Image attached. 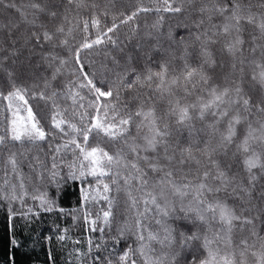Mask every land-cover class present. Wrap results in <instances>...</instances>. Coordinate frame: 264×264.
Wrapping results in <instances>:
<instances>
[{"label":"trees","instance_id":"trees-1","mask_svg":"<svg viewBox=\"0 0 264 264\" xmlns=\"http://www.w3.org/2000/svg\"><path fill=\"white\" fill-rule=\"evenodd\" d=\"M170 2L174 5H182L183 10L180 13L161 12L159 14L155 11L139 12L127 23H120L123 19L122 14L130 15L137 7L155 8L162 3V0H0V93H2L0 95V136L11 135L12 111L21 112L22 109L29 107L45 131L51 128L53 112L58 111L64 118L73 119L77 123L78 117H72L74 110L87 111L90 115L96 114L92 108L88 107L92 96L88 95L86 90L76 89L85 97L82 102L77 97L76 105H73L72 100L68 98L69 90L76 87L77 78L80 77V73L75 71L79 67L75 63V49L85 42V38L88 42L95 40L101 32H106L114 21L118 27L108 33V36L115 43L103 38L101 44L81 49L79 58L89 75L95 73L98 81L101 79L106 81L105 88L108 83L113 85L114 95L107 100L109 103L116 104L122 115L129 110H134L139 101H132L125 90H120L119 99H116L117 73L132 68L139 70L146 65L158 71V65L161 62L168 65L167 79L169 80L173 76L180 75L187 62L191 67L202 66L204 73L211 78V83L220 86H228L242 80L243 93L246 98H251L253 106L264 100V90L252 80L253 73L259 70L248 63V60L260 58L259 47L255 54H252L253 44H264V36L261 35L257 26L264 22V0H240L245 14H251L254 22L251 24L242 22L243 52L242 55L237 53L235 58L225 47L232 36L224 35L219 31L220 25L224 23L223 17L214 12L201 11L202 7H211L212 4L222 3L223 0H170ZM33 4H39L41 10L34 9ZM52 13L55 15L53 16ZM93 16L99 21L96 26L91 23ZM161 16L163 19H160ZM85 21H88L87 31L84 30ZM57 25H62L65 29L66 35L61 38L67 39V46L53 50L50 44L43 41L39 44L36 42L34 32L40 34L44 30L52 31ZM214 25L216 27H213ZM69 28L72 29L71 32L68 31ZM253 36L256 37L255 42L252 40ZM202 48L207 49L209 53L207 58L200 56ZM53 51L67 61L65 65L60 66L55 80L52 79V74L54 68L59 66L58 61L55 65L50 64L48 56ZM241 58H245L243 65L240 64ZM206 60L208 62H205ZM13 84L21 90L27 104L21 100H12L13 109L9 111L10 101L3 96L13 90L11 87ZM41 92L44 93L45 99H41ZM53 92H56L57 96L48 99L47 97H51ZM174 92L176 96L181 97L182 103H192L200 94L207 98L206 93L200 92L185 97L178 87L174 88ZM170 98L175 97H168L165 94L163 99H156L158 116L167 111ZM53 100L59 106L58 109L53 107ZM80 103H83L85 107L80 108ZM241 114L245 115L243 112ZM256 115L258 114H255L253 109V116L249 119L253 120L254 127ZM59 118L60 116L57 117ZM211 119L210 115L205 121L195 119L193 123L197 131L189 136L188 129L175 125L171 117L167 118V122L171 125L169 142L176 150L177 159L180 148L191 145L195 150L196 147H203V144L197 141L208 138L205 125L211 122ZM237 128L239 139L243 135L245 125H238ZM145 131L142 129L140 135H143ZM131 134L137 135L134 126ZM217 140L218 138L212 139L214 146ZM64 142L65 140L59 137L53 139L49 136L45 141L30 143L27 137H23V142L8 141L6 145L0 146V189L8 190V186L4 185L7 170L10 173L7 179L10 184L17 186V193L20 192V180L11 174V166H6L5 163L8 155L14 152L17 170L23 178L25 190L30 194L25 197L23 206L19 200L12 202L15 214L11 220H9L7 202L0 200V264H92V257L97 254V251L116 264L118 256L127 245L136 246L135 236L129 231L125 234L127 243L122 240L115 249L111 240V237L116 235L117 228L123 227L134 231L137 212L143 210L142 203L135 209L130 207L131 202L128 200L122 180L119 181L120 191H116V187L110 184V180L104 179V182L109 183L112 188V191L106 194L113 200L110 225L105 224L103 220V211L108 210L107 202L102 199L105 193L102 192V185L98 186L92 177H86L83 182L75 180L62 183L59 191L48 184V173L45 167H51V155L56 144ZM88 145L89 147L99 146L114 153L123 147V141L119 138L111 140L103 133L93 132L90 134ZM36 157L39 158L40 164L36 163L34 159ZM61 157L64 163L60 162ZM72 159L70 150H62L58 155V170L61 174L67 173L66 164ZM214 159L221 171L229 178L235 176L237 181L242 180L248 191L247 194L240 193L239 190L233 193L229 186L227 190L219 194H211L208 198H219L240 217V220L234 221L233 242L238 244L241 239L247 238L249 244L256 243L258 250L259 242L251 234L255 232L264 237V173H261L259 169L254 170L257 178L253 185H248L247 173L243 171L242 158L235 145L226 149L218 148L214 153ZM173 166L177 182L185 175L193 183L196 182L199 173L195 165L180 166L173 161ZM82 187L91 193L90 199L83 204L80 199ZM98 187L101 189L99 193L96 191ZM36 188L46 190L49 199L55 201L51 212L44 211L38 201L31 199V194H34ZM132 195L138 200L141 196V193L135 191L134 184ZM28 207L32 208V214L27 217L21 216L20 213L27 211ZM61 209L63 211H60ZM85 214H88L87 224ZM98 216L99 219H97ZM245 218L251 219L253 223L245 224ZM92 220L97 221V230L94 232L90 230ZM101 226L104 228L103 239L99 230ZM152 227L155 228L154 225ZM61 236L64 237L63 240L59 239ZM13 240L16 241L15 245L12 243ZM89 240L92 241L91 256L87 255ZM97 244L100 245L99 249L96 248ZM137 259L140 264L139 258ZM254 259L247 256V264H254Z\"/></svg>","mask_w":264,"mask_h":264},{"label":"snow or ice","instance_id":"snow-or-ice-1","mask_svg":"<svg viewBox=\"0 0 264 264\" xmlns=\"http://www.w3.org/2000/svg\"><path fill=\"white\" fill-rule=\"evenodd\" d=\"M8 6L14 7L15 5ZM32 7L41 10L39 4H33ZM182 10V5H174L170 0H162V3L155 8L137 7L130 15L122 14L123 19L120 23H127L139 12L155 11L159 14L161 12L180 13ZM201 11L214 12L223 17L224 23L220 25L219 31L224 35L232 36V39L225 45L226 50L234 58L237 53L242 55L244 44L241 35L242 22L251 24L254 18L251 14H245L240 0H223L222 3H214L211 7H202ZM52 15L54 16L55 13ZM160 19L163 17L161 16ZM209 19H211L210 16ZM91 23L96 26L99 21L93 16ZM257 26L261 35L264 36V22ZM117 27L114 21L112 26L107 28L106 32H101L95 40L88 42L85 38V42L75 49V63L79 65L75 71L80 73V77L77 78L76 87L69 90L68 98L72 100L73 105H76L77 97L81 102L85 99L76 89L86 90L87 94L92 96L88 107L92 108L96 114L90 115L87 111L74 110L72 117H78L79 122L77 123L73 119L64 118L58 111L53 112L51 128L45 131L35 119L30 107L26 109V117L20 116L18 110L12 111V100L24 101L21 90L13 84L11 86L13 90L3 96L4 99L10 101L8 109L13 115L10 121L11 135L0 136V146L6 145L8 141L23 142V137H27L30 143L45 141L49 136L53 139L59 137L65 140L62 144H56L51 155V167H45L48 173V184L59 191L62 183L75 180L83 182L86 177H92L98 186L102 185V192L105 193L102 196L108 204V210L103 211L105 224L110 225L109 218L112 216L113 200L106 195L112 191L110 184L116 187V191H120L119 181H123L124 190L131 202L130 207L135 209L138 204L142 203L143 210L137 212L134 231L123 227L117 228L116 235L111 237L114 249L122 240L127 243L126 231L131 232L136 239V246L127 245L118 256L116 264H138L137 258L140 264H247V256L255 258L254 264H264V237L255 232L251 234L259 242L258 250L256 243L249 244L247 238L235 244L232 230L234 221L240 220V217L219 198H208L211 194H219L227 190L229 186L233 193L239 190L240 193L247 194L248 191L242 180L237 181L235 176L229 178L219 169L214 159V153L218 148L226 149L235 145L242 158L243 171L247 173L248 185H253L257 178L254 170L259 169L261 173H264V100L253 106L251 98H246L243 93L242 80L228 86H220L211 83V78L204 73L202 66L191 67L187 62L180 75L173 76L169 80L167 79L168 65L161 62L158 65V71L146 65L139 70L132 68L117 73L116 99H119V91L125 90L132 101H139L134 110H129L122 115L117 105L107 100L114 95L113 85L108 83L105 88L106 81L103 79L98 81L95 73L89 75L79 58L81 49L101 44L103 38H107L114 44L115 41H112L108 33L113 32ZM87 28L88 21H85L84 30L87 31ZM68 31L71 32L72 29L69 28ZM65 35L62 25L55 26L52 31L44 30L40 34L33 33L38 44L43 41L50 44L53 50L67 46V39L61 38ZM252 40L255 42L256 37L253 36ZM257 47L260 48L259 60H248V63L253 64L259 70L253 73L252 80L264 90V44L254 43L251 49L252 54H255ZM48 56L50 64L55 65L58 61L59 66L54 68L52 74V79L55 80L60 66L65 65L67 61L54 51ZM200 56L205 58L209 56L206 48L201 49ZM244 63L245 58H241L240 64ZM45 85L48 86L47 81ZM177 87L183 91L185 97L200 92L206 93L207 98L200 94L192 103H182L181 97L176 96L174 92V88ZM165 94L175 98L168 99L167 111L158 116L155 101L157 98L163 99ZM40 95L41 99L46 98L43 92ZM55 96L57 93L53 92L51 97L47 98L52 99ZM24 103L27 104V101ZM53 107L57 109L59 107L54 100ZM79 107L84 108L85 106L80 103ZM253 109L255 114H258L254 117L255 127L253 120L249 119L253 116ZM209 115L212 118L211 122L205 125L208 138L197 141V143H202L203 147H196L195 150L191 145L180 148L177 159L176 150L169 142L171 125L167 122V118L171 117L175 125L188 129L189 136H191L194 131H197L193 121L195 119L205 121ZM58 116H60L59 119H57ZM241 124H244L245 128L242 137L238 139L237 126ZM21 125H23L22 130ZM133 126L137 130L135 136L131 134ZM142 129L146 131L140 135ZM93 132L103 133L111 140L119 138L123 141V147L114 153L99 146L89 147V137ZM213 138H218L215 146L212 144ZM62 150H70L73 157L72 161L66 164L68 169L66 174H61L58 170L57 159ZM34 159L37 164L41 163L38 157ZM173 161L180 166L195 165L199 173L196 182L189 180L187 175L177 182ZM60 162L64 163L62 157ZM5 163L6 166H11V174L20 180V192L17 193V186L10 184L7 179L10 173L6 170L4 185L8 186V190L0 189V200L7 202L9 220H11L15 214L12 202L19 200L23 206L25 197L30 194L25 190L23 178L17 170L16 153L9 154ZM105 178L110 180V184L104 182ZM133 184L135 191L141 193L139 200L132 195ZM96 191L99 193L101 189L98 187ZM90 196L88 189L83 187L80 189L82 204L87 202ZM31 199L38 201L44 211L53 210L55 201L49 199L46 190L36 188L34 194H31ZM30 214H32L31 207L20 213L23 217ZM145 221H150V223H145ZM85 223H88V214H85ZM244 223L252 224L253 221L245 218ZM152 225L155 226L154 229ZM90 230L93 232L97 230L96 220L91 221ZM99 230L103 239L104 228L101 226ZM59 239L63 240L64 237L61 236ZM12 243L15 245L16 241L13 240ZM88 243L87 255L91 256L92 241L89 240ZM96 248L99 249L100 245L97 244ZM92 264H113V261L97 251V254L92 257Z\"/></svg>","mask_w":264,"mask_h":264},{"label":"rangeland","instance_id":"rangeland-1","mask_svg":"<svg viewBox=\"0 0 264 264\" xmlns=\"http://www.w3.org/2000/svg\"><path fill=\"white\" fill-rule=\"evenodd\" d=\"M19 115L20 116H23V117H26L27 116V111L26 109H22V111L20 112L19 111ZM23 129V125H21V130Z\"/></svg>","mask_w":264,"mask_h":264}]
</instances>
